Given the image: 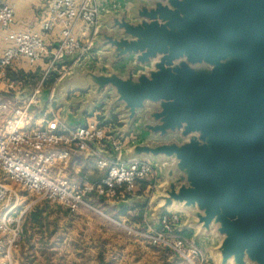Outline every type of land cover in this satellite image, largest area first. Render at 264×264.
<instances>
[{"label":"water","instance_id":"water-1","mask_svg":"<svg viewBox=\"0 0 264 264\" xmlns=\"http://www.w3.org/2000/svg\"><path fill=\"white\" fill-rule=\"evenodd\" d=\"M105 1L98 62L72 65L38 104L78 108L79 126L98 112L132 138L102 155L147 162L160 184L120 206L144 209L155 230L179 214L211 264H264V0Z\"/></svg>","mask_w":264,"mask_h":264},{"label":"built area","instance_id":"built-area-1","mask_svg":"<svg viewBox=\"0 0 264 264\" xmlns=\"http://www.w3.org/2000/svg\"><path fill=\"white\" fill-rule=\"evenodd\" d=\"M106 10L97 0H47L37 20V31L13 32V8L8 3L0 4V30L8 31V45L0 57V84H4L0 88V175L9 183L0 184V264H19L16 254L27 209H20L18 190L75 213L80 208L90 209L92 199L128 198L141 183L145 186L143 196L149 199L160 184L158 171L147 162L121 163L102 155L110 151L119 154L132 138H114L110 134L112 126L102 125L99 113L86 119L83 126L27 129L32 120L31 109L39 103L36 95L49 79L56 82L72 65L95 58L89 47ZM52 34L55 41L48 47L45 36ZM64 59H70L71 64L64 63ZM19 62L33 68L45 63L32 94L22 99L14 95L22 84L7 78V69ZM91 146L97 169L104 173L102 178L72 187L65 180L52 177L53 171L67 165L74 153L87 152ZM145 212L143 228L126 229L128 235L151 247L168 250L183 264H211L208 254L177 230L183 223L179 214L165 212L155 230L148 224Z\"/></svg>","mask_w":264,"mask_h":264},{"label":"rangeland","instance_id":"rangeland-1","mask_svg":"<svg viewBox=\"0 0 264 264\" xmlns=\"http://www.w3.org/2000/svg\"><path fill=\"white\" fill-rule=\"evenodd\" d=\"M97 1L99 5H104L108 8H111V5L114 4V2H107L105 0ZM117 1H119L120 5H122L121 0ZM94 60L98 62L97 58H94ZM9 74L12 75V73ZM38 79V77L34 78L29 76L27 77L25 82H22L23 88H19L20 91H18L23 93L21 95L22 98L29 95V93L33 90L34 86L37 84ZM54 82L55 81H53L52 83L47 82L48 85H46L44 89L51 91L55 84ZM18 83L20 84L21 82ZM80 97H82L81 93H68L67 101H74L76 99H79ZM52 103L54 105V112H59V110H62L61 112H59L60 116H63L68 110L71 114H75L78 109L73 106L70 109H66V107L59 105L57 102L52 101ZM38 105L39 104L35 105V107H37L35 108V113H38L39 110L42 109H39ZM89 118L92 117H86V119ZM0 184H9L7 181L4 180V177L2 175H0ZM18 193L20 196V209L23 210L26 208V215L29 214L32 210L37 209L38 207L45 208L49 210V212H51V214L49 215H43V217H45V224H48L47 227L58 228V231H56L53 235V242H57V247L55 246V248L52 250H50L48 247L46 249L45 242H39L38 239H40L41 236L38 234V232H36L37 234L33 236L35 238L33 240V250H28L27 244L24 243L25 238L23 236L18 245V250L16 254L19 260V264L20 258H23L22 260H26V258L30 260L32 258L36 261V263H43L50 257L53 258L55 261L59 262L71 258L73 259L76 257L77 249H75L74 246H77V242L78 244L82 245L81 247L84 248V251L82 250V254H84L88 262H91L95 256L94 247L100 246L101 244H103L102 242H108V245H106L107 249H114L112 252L116 253L117 255H120V257L123 258V262L121 264L130 263L131 261H133V259H138L139 262L144 261L141 260L142 255L146 256L145 253L151 255V253L154 252L149 248V245L145 241L133 235H128L127 233L126 229H132L135 231L136 229L143 228V221H139V218L137 216V210H133V208L137 209L138 206L127 207L131 210L128 211L126 214H119V211L124 207L120 205L124 201L128 200L132 195L124 199L105 198L100 199L98 201L96 199H92L93 201L91 203L90 209L80 208L77 213H74V216L66 217L63 214L57 213L59 210H61V213H63V211L65 210L64 208L39 200L35 195L27 194L22 191L19 192V190ZM25 221L26 219L24 220V223H26ZM31 226L32 225L28 223L26 227L28 230H30ZM121 246L125 249L119 250L121 249ZM138 247L141 248L139 249ZM147 249L149 252L147 251ZM29 251H31V254H29ZM51 253L52 256H49V254L51 255ZM151 256L145 258L149 260L148 264H158L156 261V256L154 255V259H152Z\"/></svg>","mask_w":264,"mask_h":264},{"label":"crops","instance_id":"crops-1","mask_svg":"<svg viewBox=\"0 0 264 264\" xmlns=\"http://www.w3.org/2000/svg\"><path fill=\"white\" fill-rule=\"evenodd\" d=\"M47 0H0V4L2 3H8L14 11V20L15 24L12 26L11 31L13 32H23L26 30H32L37 31L38 30V18H40L41 15V8L44 6ZM79 36L81 37V30H78ZM8 35V31H2L0 30V57L2 55L3 50L7 47L8 41H5L6 36ZM53 34L45 36V43L48 47H50L54 43ZM45 69V63H42L37 67H29L25 62H19L14 64L12 67L7 69V73H23L25 75H28L30 77H38V82L43 74V70ZM32 70V71H30ZM22 84V83H21ZM36 84V85H37ZM35 85V86H36ZM4 84H0V88H3ZM34 86V87H35ZM23 88V86H22ZM24 92V90H23ZM23 93L17 92L14 93V95L18 96V98H22L21 95ZM27 97V96H26ZM23 97V98H26ZM39 109L41 108L40 105ZM53 103L52 101L48 100L45 104V106L39 110L38 113L36 112L37 107H32L31 114H32V120L30 122L29 128H37V127H48V126H54L56 130H60L62 126L67 127H75L79 125H75L73 118L75 117V114H71L68 110L63 116L59 115V112L62 110H59V112H54L53 110ZM43 110V112H42ZM76 113V112H75ZM93 147L91 146L90 150L87 152L82 153H74L71 158L69 159L67 165L63 167H57L53 173L52 177L54 178H61L65 180L70 186H78L82 182L88 181V182H95L103 177L104 173L99 171L96 166L97 157L93 155ZM145 191V186L141 183L138 184L134 194L132 197H139L143 196ZM97 201L100 199H96ZM61 209V208H60ZM41 211V218H42V225L31 226V229L28 230L27 227H25V244H27L28 250H33L34 248V235L38 234L41 236L39 242H45L46 249L47 247L52 250L55 248L57 242H53V235L56 231H58V228L56 227H47L48 224H45V217L43 215H49L51 212L45 208H37L32 210L29 214L25 216V219L30 216L31 213L35 211ZM57 210V209H56ZM53 212V211H52ZM78 212V211H77ZM75 212V213H77ZM54 213V212H53ZM57 213L63 214L66 217L74 216V213H69L67 210H64L63 213H61V210H59ZM55 228V230H54ZM68 228V227H65ZM191 234L193 232L188 231ZM68 238V237H66ZM67 240V239H65ZM64 240V241H65ZM33 241V242H32ZM100 246L94 247L95 250V256L91 262H88L87 258H85L84 254H82V250L84 251V248L81 247V244L76 243L77 246H74L76 250V257L63 260L61 262L55 261L53 258H48L43 263H36L35 260L32 258L28 260H22L23 258H20V264H121L122 257L120 255H117L116 253L112 252L114 249H107L106 245H108V242H102ZM205 253L208 254L207 250L198 245ZM57 247V246H56ZM139 249L141 247H138ZM151 250L154 252L151 253V255L146 254V256L142 255L141 261L139 262L138 259H133L130 263L127 264H148L149 260L145 259L148 256H151L152 259H154V255L156 256V261L158 264H183V262L177 257L176 255L172 254L166 249L157 248V247H150ZM125 248L121 246V249L124 250ZM81 250V251H80ZM148 251V249H147ZM149 252V251H148ZM54 253V252H53ZM29 254H31V251H29ZM25 255V253H24ZM49 256H52L49 254ZM119 256V257H118ZM209 256V255H208ZM64 262V263H63ZM125 262V261H124Z\"/></svg>","mask_w":264,"mask_h":264},{"label":"trees","instance_id":"trees-1","mask_svg":"<svg viewBox=\"0 0 264 264\" xmlns=\"http://www.w3.org/2000/svg\"><path fill=\"white\" fill-rule=\"evenodd\" d=\"M27 77H29L28 75H25L23 73H12V75H10L9 73H7V78L11 81H14V82H25ZM54 81L53 78L49 79V83H52ZM46 85H48L46 83ZM46 87V86H45ZM44 87V88H45ZM131 209H128L127 207H123L120 211H119V214L120 215H123V214H126L128 211H130ZM133 210H137L138 214V218H139V221L142 222L143 220V214H144V209H142L141 207H138L137 209L136 208H133ZM42 218H41V211H35L33 213L30 214V216H28L26 218V223H24V227H23V235H25V227L28 225V223H30L32 226L33 225H36V226H41L42 225ZM182 236L186 237V238H191V233L188 232V231H185L183 233H181Z\"/></svg>","mask_w":264,"mask_h":264}]
</instances>
